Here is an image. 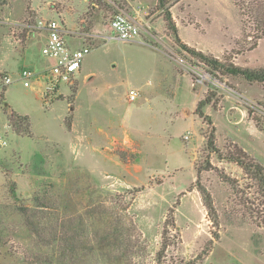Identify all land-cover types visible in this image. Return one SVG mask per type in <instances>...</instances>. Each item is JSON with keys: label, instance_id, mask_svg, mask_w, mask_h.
I'll use <instances>...</instances> for the list:
<instances>
[{"label": "rangeland", "instance_id": "1", "mask_svg": "<svg viewBox=\"0 0 264 264\" xmlns=\"http://www.w3.org/2000/svg\"><path fill=\"white\" fill-rule=\"evenodd\" d=\"M131 2L141 34L110 38ZM262 2L0 1V264H264V82L179 44L264 67ZM46 19L91 47L75 83L48 93L19 77L52 62Z\"/></svg>", "mask_w": 264, "mask_h": 264}, {"label": "built area", "instance_id": "2", "mask_svg": "<svg viewBox=\"0 0 264 264\" xmlns=\"http://www.w3.org/2000/svg\"><path fill=\"white\" fill-rule=\"evenodd\" d=\"M110 27L114 33V36L112 35L110 38L125 41L134 40L141 34L142 30V24L124 10H120L115 14L110 21ZM37 28L45 32L42 53L46 59L52 62L43 70L30 67L23 68L19 73V77L24 86L35 87L39 78H45L49 81L46 88L48 93L49 90H58L63 82L68 85L74 84L76 81L75 76L81 70L83 60L90 53L91 47L86 44L82 47H77L71 43L68 39L71 35L67 33L65 26L60 25L56 20H40ZM193 67L199 76L211 78V74L206 68L200 65H193ZM14 80L11 75L5 76L6 83H12ZM138 95L136 90L130 91L131 100H135Z\"/></svg>", "mask_w": 264, "mask_h": 264}, {"label": "trees", "instance_id": "3", "mask_svg": "<svg viewBox=\"0 0 264 264\" xmlns=\"http://www.w3.org/2000/svg\"><path fill=\"white\" fill-rule=\"evenodd\" d=\"M0 1H2V0H0ZM159 1H160L162 6H165V0H159ZM262 4H264V2H262ZM166 19L169 23V26L173 29H176L175 25L172 22V15L169 11L166 13ZM262 34L263 35L258 36V38H261L264 36V26L262 29ZM179 44H180L181 48L187 50L191 54H193V55L197 56L198 58H200L201 60L205 61L207 64H209V66H211L215 70L223 68V70L225 72L235 74V75H243L251 81L264 82V67L253 69V68H248V67H242V66L235 65L232 63L227 65L226 63L219 61V59H217L215 57H210L209 55H206L204 52L188 46V44H186V43L180 42ZM10 122L14 126V128L16 130H18L17 128H18V124H19L20 120H18L17 114H15L14 112L10 118ZM257 168L258 169H256V170H259L260 178L263 179V181H264V176H262L264 174V169L259 165L257 166ZM199 190L201 191V193L204 196V199H205L207 208L209 210V213L214 212L215 207H214V203L212 201V198L210 196V193L207 192V189L203 186H201Z\"/></svg>", "mask_w": 264, "mask_h": 264}, {"label": "crops", "instance_id": "4", "mask_svg": "<svg viewBox=\"0 0 264 264\" xmlns=\"http://www.w3.org/2000/svg\"><path fill=\"white\" fill-rule=\"evenodd\" d=\"M130 1V0H129ZM132 1V0H131ZM132 6H133V10L134 11L133 13L129 12V11H126L127 9L126 8H123L122 6H118V8L120 10H124L126 11L127 13H129L131 16H133L134 18H136L139 22L141 21L142 19V13H141V9H138V7H136L132 2H131ZM141 23V22H140ZM142 24V23H141Z\"/></svg>", "mask_w": 264, "mask_h": 264}]
</instances>
